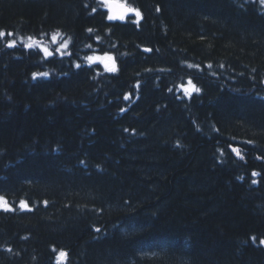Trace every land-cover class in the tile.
Returning a JSON list of instances; mask_svg holds the SVG:
<instances>
[{
  "label": "trees",
  "instance_id": "16d2710c",
  "mask_svg": "<svg viewBox=\"0 0 264 264\" xmlns=\"http://www.w3.org/2000/svg\"><path fill=\"white\" fill-rule=\"evenodd\" d=\"M121 1L0 0V264H264V0Z\"/></svg>",
  "mask_w": 264,
  "mask_h": 264
},
{
  "label": "snow or ice",
  "instance_id": "6c2138e0",
  "mask_svg": "<svg viewBox=\"0 0 264 264\" xmlns=\"http://www.w3.org/2000/svg\"><path fill=\"white\" fill-rule=\"evenodd\" d=\"M103 2L107 5L108 11H109V15L107 16V19L109 21H113V20H124L125 16L128 13H133L136 17H140V12L138 10L132 9V8H128L126 7L124 4H120V3H113L112 0H103ZM4 35H11V34H5L3 32H0V37L4 36ZM53 43H56V38L53 37ZM15 45L10 43L8 44L9 48L14 47ZM34 46V42H30L26 45V48L28 49H32ZM67 47V45H62L61 48H58L57 51H62L63 49H65ZM40 51L43 53V55L45 57H51L53 55V52L50 51L47 47H42L40 48ZM145 51H149V49H145ZM87 61L89 63V65L94 64L95 62L99 61L105 71L109 72V73H114L117 71L116 68V64L113 60V57L111 55H104V56H88L87 57ZM191 67V66H190ZM76 68L79 69L80 65L77 64ZM43 76H48V73H42ZM35 78V77H34ZM189 85L192 84L191 81L188 82ZM189 89L185 88L184 91L187 92ZM193 91H199V89H196L195 87L192 88ZM125 99H128V97H125ZM234 152H237L238 154V150L237 149H233ZM253 175H256L255 173H253ZM255 183V181H253ZM0 203L3 204V207L5 208V210H8L7 207V203L6 201H3V198L0 197ZM21 207H28V205L24 202H21ZM98 230V229H97ZM261 243H264V241H261ZM66 256V253L61 251L59 252V256H58V260H57V264H60V261L63 260V258Z\"/></svg>",
  "mask_w": 264,
  "mask_h": 264
},
{
  "label": "rangeland",
  "instance_id": "374dc122",
  "mask_svg": "<svg viewBox=\"0 0 264 264\" xmlns=\"http://www.w3.org/2000/svg\"><path fill=\"white\" fill-rule=\"evenodd\" d=\"M102 1V3H103V5H104V7L107 9V11H108V8H107V5L103 2V0H101ZM112 2L113 3H120V4H123L122 3V1L121 0H112ZM108 14H109V11H108ZM128 14H130V13H128ZM125 19H126V17H125ZM124 19V20H125ZM53 37H55L56 38V43H53ZM27 44L28 43H30V42H34V46L35 47H38V48H42V47H47L50 51H52L53 52V55L54 54H64L65 52H66V50H67V48H68V46H69V40H67V38H65L62 34H54V35H52L48 40H35V39H29V40H26L25 41ZM62 45H67V47L65 48V49H63L62 51H57V49L58 48H61V46ZM91 56H104V55H99V54H93V55H91ZM94 64H100V65H102L99 61H97V62H95ZM103 66V65H102ZM185 88H188L189 90H188V92H193V90H192V85H187L186 87H184L183 88V90L185 89ZM1 197V196H0ZM3 198V197H2ZM3 201H6L4 198H3ZM6 203H7V207H8V209H12L13 207H11L10 205H9V203L6 201ZM0 207L1 208H3V209H5L4 207H3V204L2 203H0Z\"/></svg>",
  "mask_w": 264,
  "mask_h": 264
},
{
  "label": "flooded vegetation",
  "instance_id": "af4514ba",
  "mask_svg": "<svg viewBox=\"0 0 264 264\" xmlns=\"http://www.w3.org/2000/svg\"><path fill=\"white\" fill-rule=\"evenodd\" d=\"M126 17V16H125Z\"/></svg>",
  "mask_w": 264,
  "mask_h": 264
}]
</instances>
